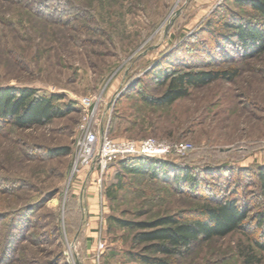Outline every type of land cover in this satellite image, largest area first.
<instances>
[{
  "label": "rangeland",
  "instance_id": "374dc122",
  "mask_svg": "<svg viewBox=\"0 0 264 264\" xmlns=\"http://www.w3.org/2000/svg\"><path fill=\"white\" fill-rule=\"evenodd\" d=\"M37 1L0 0V88L61 95L66 114L30 128L0 122V264H144L139 230L111 218L190 217L210 197L237 199L250 221L171 263L264 264V52L222 54L230 16L250 20L253 10L236 0ZM185 59L195 70L232 66L239 74L168 106L147 102L165 88L153 72ZM92 129L114 140L192 145L168 161L206 189L131 175L119 160L102 173L83 164L76 144Z\"/></svg>",
  "mask_w": 264,
  "mask_h": 264
},
{
  "label": "trees",
  "instance_id": "16d2710c",
  "mask_svg": "<svg viewBox=\"0 0 264 264\" xmlns=\"http://www.w3.org/2000/svg\"><path fill=\"white\" fill-rule=\"evenodd\" d=\"M41 1L38 0L37 3H42ZM236 3L251 8L256 14L255 17L264 20V0H236ZM48 17L51 16L48 14ZM255 17L245 20L236 14L230 16L231 22L224 25L230 33L227 35L229 38H226L228 46L224 50L227 52H223V56L227 57L230 53L244 55L249 52L250 55H255L264 52V21L260 23ZM218 47L222 48L220 45ZM228 48L231 50L228 51ZM180 63L182 65L176 61L160 65L153 72L152 80L161 83L165 88L157 98L146 96L147 102L160 107L168 106L178 99L187 97L194 88L206 87L221 79L231 81L239 74L238 67L195 70L190 66L191 63H195L192 59H185L184 64L183 61ZM181 66H187L188 69L180 68ZM60 98L61 95L51 97L38 95L36 89L29 87L0 88V122L8 124L11 122L20 128L48 124L66 114L56 101ZM59 151L60 149L52 150L56 154H60ZM119 163L122 169L131 175H144L156 181L173 180L176 187H183L192 193L206 189L189 169H177L166 159L147 156L119 160ZM257 172L264 195V166H260ZM238 204V200L234 198L210 197L209 201L190 217L164 215L149 222H131L120 218L111 220L123 227L139 230L134 234V242L135 245L142 246V253L138 254L137 258L144 264H172L174 258L189 252L196 243L209 241L215 237H226L249 222L248 211ZM263 217L264 215L259 214L260 224L264 221ZM257 245L264 250V243L257 240Z\"/></svg>",
  "mask_w": 264,
  "mask_h": 264
},
{
  "label": "built area",
  "instance_id": "2783aa9c",
  "mask_svg": "<svg viewBox=\"0 0 264 264\" xmlns=\"http://www.w3.org/2000/svg\"><path fill=\"white\" fill-rule=\"evenodd\" d=\"M83 106L86 99L81 100ZM88 106V105H87ZM79 159L89 167L99 169L101 173L117 160L142 158L147 156L166 159L186 154L192 145L186 142H172L167 139L147 137L142 140L112 139L107 130H89L77 141ZM105 244L102 240L97 244L98 251H103Z\"/></svg>",
  "mask_w": 264,
  "mask_h": 264
},
{
  "label": "crops",
  "instance_id": "0c3cea01",
  "mask_svg": "<svg viewBox=\"0 0 264 264\" xmlns=\"http://www.w3.org/2000/svg\"><path fill=\"white\" fill-rule=\"evenodd\" d=\"M96 214H97V211L95 212ZM94 218H98V216H95ZM93 228H95V227H93ZM92 234H91V236L93 235V234H96L97 233V231H93V232H91Z\"/></svg>",
  "mask_w": 264,
  "mask_h": 264
}]
</instances>
